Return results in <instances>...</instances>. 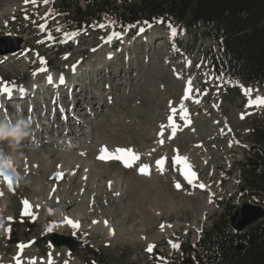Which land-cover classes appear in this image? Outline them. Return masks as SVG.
Wrapping results in <instances>:
<instances>
[{
    "label": "rangeland",
    "instance_id": "1",
    "mask_svg": "<svg viewBox=\"0 0 264 264\" xmlns=\"http://www.w3.org/2000/svg\"><path fill=\"white\" fill-rule=\"evenodd\" d=\"M77 1L84 4V0ZM52 2L37 0L33 5L25 0H0V36L22 38L19 52L0 56V81L14 83L17 89L30 84L38 88L35 95L19 98L15 90L9 101L0 104V150L9 159L43 153L48 157L44 169L56 163L41 182L31 161L20 172L11 171V190L0 178V263H12L19 253L24 264H154L155 250L168 252L161 236L192 243L200 224L209 229L225 213L224 205L254 203L238 196L239 172L229 163L252 156L247 150L252 145L249 118L264 107L247 105L250 99L264 97V85L240 86L238 94L221 87L206 60L207 52L219 47L200 30L194 40L178 26L158 22L147 25L143 34L119 38L112 35L105 17L102 33L77 34L65 26L64 14L57 13ZM42 24L46 25L43 31ZM42 67L47 71H38ZM47 74L55 76L53 81L63 75L66 82L58 90L55 83L45 87ZM189 80L191 98L182 99ZM67 81L73 82V91ZM247 89H252L250 96L245 95ZM169 102L177 109L174 137L171 127L160 135L161 126L169 124ZM181 105L187 109L190 124L182 118ZM70 117L73 120L67 122ZM26 120L32 123L25 126ZM17 129L21 135H8ZM172 146L191 161L210 192L188 191L181 185L169 164ZM102 148L109 153L131 149L139 159L132 167L107 159L103 170L96 171L84 156L90 152L100 160ZM62 154L77 159L64 165L58 179L55 170ZM161 159L163 172L157 166ZM142 165L148 166L149 175L140 174ZM117 175L119 189L113 181ZM137 175L146 177L148 186L161 188L142 202V208L138 202V209L146 212L143 218L133 206L141 197L133 179ZM25 200L31 203L27 215L22 214ZM204 209L208 211L202 215ZM62 212L74 222L79 220L80 227L59 228L66 225ZM25 219L32 223L30 230L25 228ZM102 220L112 225L108 235L94 229ZM160 223L171 227L162 232ZM50 226L52 231H48ZM53 234L86 237L92 248L85 245L70 254L64 245L41 242ZM20 244L28 245L22 254ZM148 245H154L151 254L146 251Z\"/></svg>",
    "mask_w": 264,
    "mask_h": 264
},
{
    "label": "trees",
    "instance_id": "2",
    "mask_svg": "<svg viewBox=\"0 0 264 264\" xmlns=\"http://www.w3.org/2000/svg\"><path fill=\"white\" fill-rule=\"evenodd\" d=\"M52 5L64 14L65 26L76 32L102 33L105 17L110 18L112 30L128 34L159 19L162 25H177L194 40L200 30L217 42L218 51L209 50L206 59L213 78L228 93L238 94L241 85H264V0H84L83 5L77 0H53ZM249 122L251 143L264 150V110ZM247 150L258 160L256 167L249 165L247 156L230 164L239 172V196L264 205V154L254 147ZM233 208L225 205V214L199 247L182 245L189 256L178 264H264V219L233 231L228 222ZM24 222L30 230L32 223ZM85 239L77 238L76 243L90 247ZM193 252L196 259L190 257Z\"/></svg>",
    "mask_w": 264,
    "mask_h": 264
},
{
    "label": "snow or ice",
    "instance_id": "3",
    "mask_svg": "<svg viewBox=\"0 0 264 264\" xmlns=\"http://www.w3.org/2000/svg\"><path fill=\"white\" fill-rule=\"evenodd\" d=\"M42 3L47 4L50 2V0H41ZM25 3H31L33 5L37 4V0H25ZM46 25H40L41 30L43 31L45 29ZM59 30V29H57ZM172 35H176V30L174 28L171 29ZM51 38V37H49ZM41 63L42 64H46V61L43 60V58H41ZM73 70H75V66H73ZM38 71H47L46 67H42L41 69H39ZM36 73H33V75H35ZM52 77L48 76V82L52 83ZM59 82L61 84H63L64 81V77L63 75L60 76L59 78ZM17 90L16 86L14 83L11 82H4V81H0V96H4L6 98H11L13 95V92ZM19 92L21 94L24 93V89L22 87H20ZM191 92H192V87H191V81L189 80L186 86V90H185V96L182 97V99H189L191 98ZM252 89H247L245 90V95H251ZM196 103H199V100L195 101ZM170 103V111H171V115L169 116V124L168 125H162V131L160 133V135H163V129L165 127H171L173 130L172 136L174 137L175 131L177 129V125L175 122V116L177 113V109L173 108L171 106L172 102ZM249 107L251 106H257V107H264V97H257L255 99H250L248 102ZM179 111L181 113H183L182 118L186 120V124H190L191 121L189 119H187L188 117V113H187V109L181 105ZM243 118V114L242 117ZM161 143H163V140L160 141ZM101 155L98 157V159L101 160H107V159H118L120 160L125 167H132L133 163L139 159V155L134 153L131 149H117L116 153H109L108 150L106 148H102L101 149ZM164 159H161L159 161H157V166L158 168L161 170V172H163V164H164ZM176 164H183V175L185 176V178L189 181V183H192L197 177H196V173L193 172L191 170V165L187 163V158L186 157H178L175 160ZM9 169H12V164L7 161L2 155H0V178H2L3 182H5L7 184V186L9 187V189L11 190L13 187V176L9 174ZM139 172L140 174L143 175H149V170H148V166L147 165H142L139 168ZM63 174L62 173H57V178H62ZM177 187V189L181 188V185L179 183H177L175 185ZM200 188H205L206 186L204 184H200L199 185ZM0 195H2V193H0ZM211 202V201H210ZM25 205V211L22 213L24 215L29 214L28 212V207H29V202L28 201H23L22 202ZM11 219V218H9ZM64 223H67L69 225H71L74 229L75 228H79V222H74L69 218H65V220L63 221ZM93 223H96L95 221ZM107 224V222H105ZM0 227H2V222H0ZM163 228V225L161 226ZM5 231H10V229H5ZM48 231H52V227L50 226ZM25 247H28V245H24V244H20L18 245V249L20 250L21 254L23 252V249ZM154 245H149V247L146 249V251L151 252L153 249ZM173 247H178V245H173ZM14 259L16 260V264H22V261L20 259V257H14ZM32 264H35V261L32 262Z\"/></svg>",
    "mask_w": 264,
    "mask_h": 264
},
{
    "label": "bare ground",
    "instance_id": "4",
    "mask_svg": "<svg viewBox=\"0 0 264 264\" xmlns=\"http://www.w3.org/2000/svg\"><path fill=\"white\" fill-rule=\"evenodd\" d=\"M58 80H59V78H58ZM55 82V87H59V85H58V83H57V80L56 81H54ZM68 82V81H67ZM54 86V85H53ZM26 88L28 89V91H35V86L33 85V84H30V85H27L26 86ZM29 89H31V90H29ZM4 96H0V104L2 103V102H4L3 100H4ZM8 106V105H7ZM67 113V112H66ZM66 117H67V115H66ZM64 118V117H63ZM65 120V119H64ZM73 120V118H67V122H71ZM2 119H1V125L3 124L2 123ZM66 123V122H65ZM1 127V126H0ZM5 151H3V150H0V155H2L7 161H9L11 164H12V169H9V174L11 173V171L12 170H17L18 172H20L22 169H24L25 167H26V161H29L28 163H30V161L33 163H31L32 165L31 166H35V167H37L36 169H34V170H36L37 172H38V177H37V179L39 178L40 179V182H41V180H43V178H44V175L45 174H47V175H49V172H51V171H53V168H54V166H55V164L54 165H47V168H42V166H44L45 165V163L48 161V157H47V155H45V154H43V153H41L40 155L38 154H36V153H34V152H28L29 154H26V155H28L27 157H21V158H18V157H10V159L9 158H6L5 157ZM27 153V152H26ZM90 153V152H89ZM88 153V154H89ZM85 155L84 157H86V158H88L89 157V159H90V161H91V165H92V167L94 168V170H96V171H98V170H103V166H104V164H106V163H104V160H97V158L95 159L94 157V155L93 154H89V155ZM183 155V154H182ZM94 156V157H93ZM184 156V155H183ZM191 158V157H190ZM76 157L75 156H72V155H60L59 156V158H58V161H57V169L55 170V173H56V176H57V173H62L63 174V170H64V165H66V164H68V163H70V164H74L75 162H76ZM88 159V160H89ZM87 160V161H88ZM86 161V162H87ZM13 163H15V167L13 166ZM27 163V164H28ZM187 163L188 164H190L191 165V170L193 171V172H195L194 170H193V166H192V164H191V161L190 160H187ZM30 165V164H29ZM90 165V164H89ZM178 167L179 166H177L176 168L178 169ZM89 168H90V166H89ZM89 171H90V169H89ZM95 171V172H96ZM196 173V172H195ZM31 174V173H30ZM100 174H101V172H100ZM28 175V174H27ZM34 175V174H33ZM98 175V174H97ZM96 175V176H97ZM179 175V174H178ZM197 175V174H196ZM119 176L120 175H117V176H115V178H114V185H116V187L118 188V183H119ZM156 176V175H155ZM180 176V175H179ZM91 177V176H90ZM132 177V176H131ZM151 177V176H150ZM197 177V176H196ZM31 178V177H30ZM36 178V177H35ZM86 178V177H85ZM97 178H98V176H97ZM122 178V177H121ZM146 177H144V176H141V175H137V176H133V179H135L134 180V182L136 183V184H138L139 186V189H138V194L141 196L140 197V199H138V197H137V201H134V203H133V206L135 207V209L137 210L138 208H140L141 206H143V203L142 202H148V197H151V195H155L156 194V190L157 189H159V188H155V186L154 187H150V186H148V180H146L145 179ZM156 178V177H155ZM112 179V178H111ZM154 179V178H153ZM156 179H158V178H156ZM180 179H181V177H180ZM85 180V179H84ZM123 180H125V179H123ZM122 180V181H123ZM131 180V179H130ZM150 180V182H152V180L151 179H149ZM182 180V179H181ZM110 181V180H109ZM155 181V180H154ZM157 181V180H156ZM156 181H155V183H156ZM84 182L85 181H82V184H84ZM88 182V181H87ZM124 182V181H123ZM132 182V181H131ZM147 182V183H146ZM159 182H160V180H159ZM159 182H157V183H159ZM90 183V182H89ZM130 183V182H129ZM33 184V183H32ZM112 184V183H111ZM126 184V183H125ZM128 184V183H127ZM136 184H134V185H136ZM152 184V183H151ZM27 185V184H26ZM153 185H154V182H153ZM159 185V184H158ZM83 186V185H82ZM121 186V185H120ZM137 186V185H136ZM160 186V185H159ZM158 186V187H159ZM41 187V186H40ZM129 187V186H128ZM133 187V186H132ZM132 187L130 186V188L132 189ZM156 187H157V185H156ZM49 189V188H48ZM119 189V188H118ZM124 189V188H123ZM122 189V190H123ZM127 189V188H126ZM43 190V189H42ZM45 190V189H44ZM43 190V191H44ZM134 190L136 191L137 189H135L134 188ZM157 191H161V188H160V190H157ZM120 193V192H119ZM136 193V192H135ZM161 193V192H160ZM50 194V193H49ZM160 199V198H159ZM156 200H158V198L156 199ZM166 200V199H165ZM174 200V199H173ZM136 202V203H135ZM138 202H140V207H138ZM81 203V202H80ZM91 203V202H90ZM152 203V202H151ZM29 204H31V203H29ZM32 206V205H31ZM153 205H150V207L149 208H151ZM82 207V206H81ZM158 206H156V208H157ZM32 208H34V206L32 207ZM131 208V207H130ZM142 208V207H141ZM153 208H154V206H153ZM134 210V209H133ZM139 210V209H138ZM34 212V211H33ZM136 212H140L141 213V217L143 218L144 217V214L146 213H144V212H142V211H136ZM35 214V213H34ZM61 214V216L62 217H64V218H71L70 216H68V215H66L65 213H60ZM153 216H155V215H153ZM72 219V218H71ZM145 219V218H144ZM73 221H74V219H72ZM76 220V219H75ZM79 220H77V222H78ZM141 224V223H140ZM142 225V224H141ZM58 227V226H57ZM64 227H70L69 226V224H66L65 226H61V225H59V228H64ZM79 227H80V224H79ZM104 227H105V229H104ZM110 227H112V225L111 224H108V222H107V224L105 223V220H102L101 221V223H99L98 224V226H96V227H94V229L95 230H98L99 232L100 231H104V234L103 235H108L111 231H110ZM56 228V227H55ZM114 236V237H113ZM112 237H113V239L115 238V235H113ZM63 248L65 249V250H67V247L66 246H63ZM12 263H10V264H13V263H15L16 264V260H14V259H12ZM24 263H25V261H24ZM23 262H22V264H24ZM0 264H4V263H0Z\"/></svg>",
    "mask_w": 264,
    "mask_h": 264
},
{
    "label": "water",
    "instance_id": "5",
    "mask_svg": "<svg viewBox=\"0 0 264 264\" xmlns=\"http://www.w3.org/2000/svg\"><path fill=\"white\" fill-rule=\"evenodd\" d=\"M22 38L18 36H0V56L20 50ZM257 147V146H254ZM250 164L257 165V161L249 160ZM264 219V207L260 204L244 202L238 205L229 217L230 227L234 230H243L249 225ZM51 240L56 245H65L70 251L78 253L75 239L69 236L53 234Z\"/></svg>",
    "mask_w": 264,
    "mask_h": 264
},
{
    "label": "clouds",
    "instance_id": "6",
    "mask_svg": "<svg viewBox=\"0 0 264 264\" xmlns=\"http://www.w3.org/2000/svg\"><path fill=\"white\" fill-rule=\"evenodd\" d=\"M31 123H32V121H30V120H26V121H25V126H27V125H29V124H31ZM8 135L19 136V135H21V134L19 133V131H18V129H17V130H14V131L11 132V133H8Z\"/></svg>",
    "mask_w": 264,
    "mask_h": 264
}]
</instances>
